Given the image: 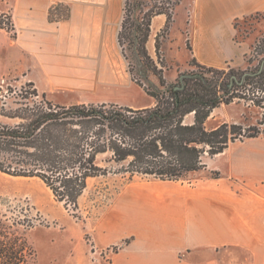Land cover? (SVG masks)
Segmentation results:
<instances>
[{
    "label": "crops",
    "instance_id": "0c3cea01",
    "mask_svg": "<svg viewBox=\"0 0 264 264\" xmlns=\"http://www.w3.org/2000/svg\"><path fill=\"white\" fill-rule=\"evenodd\" d=\"M126 2L0 0L13 32L8 70L59 104L154 105L120 42ZM150 8L145 5L144 13ZM171 11L162 60L156 38L166 13L152 17L146 44L167 82L190 71L193 58L220 69L247 66L252 42L238 37L236 22L264 15V0H179ZM182 51L187 60L177 67ZM232 105L215 108L207 127L242 123L245 109L234 114L227 109ZM204 160L206 166L194 171L198 176L182 187L175 185L179 180L168 181L177 191L150 202L152 214L110 228L107 243L122 241L110 264H264V132L232 141Z\"/></svg>",
    "mask_w": 264,
    "mask_h": 264
},
{
    "label": "trees",
    "instance_id": "16d2710c",
    "mask_svg": "<svg viewBox=\"0 0 264 264\" xmlns=\"http://www.w3.org/2000/svg\"><path fill=\"white\" fill-rule=\"evenodd\" d=\"M131 2L127 0L125 12L138 8ZM157 13L168 16L156 38L162 60L161 37L169 31L171 8L154 5L143 16L135 15L129 25V18H124L120 32L124 49L127 25L126 37L135 47L144 79L149 81L148 71L159 78V84L147 85L136 78L155 104L145 108L116 103L64 105L48 99L33 83L8 85L0 90V172L40 178L57 200L77 211L91 178L114 171L181 180L204 168L205 157L223 152L230 142L264 132V57L256 69L241 71L207 66L193 58L190 63L199 69L183 72L188 76L183 87L176 88L180 80L167 82L147 50L151 20ZM258 53L263 54L264 48ZM235 100L251 101L262 109L257 125L225 122L208 128L214 109ZM20 224L32 226L0 211V264H32L35 251Z\"/></svg>",
    "mask_w": 264,
    "mask_h": 264
},
{
    "label": "rangeland",
    "instance_id": "374dc122",
    "mask_svg": "<svg viewBox=\"0 0 264 264\" xmlns=\"http://www.w3.org/2000/svg\"><path fill=\"white\" fill-rule=\"evenodd\" d=\"M178 1L132 0V4L138 3L139 6L135 12L131 11V8L126 11L124 18H129L127 22L129 25L135 15L144 14L145 5L172 9ZM0 23L4 26H0L1 90L6 89L8 85L18 87L28 82L20 81V76H17L16 72L8 70L15 52L11 45L10 48L7 46L11 42L10 35H13L11 29L7 28L11 25L10 16L0 13ZM236 28L238 37L249 38L253 49L247 58V66L235 69L239 71L256 69L264 57V53H258L264 48V15L246 17L236 22ZM128 31L126 25L124 49L130 69L135 78L147 85L149 81L142 75L143 66L135 56V47L129 44L126 37ZM185 53L182 51L177 56L180 62V65L176 63L177 67L184 66L187 60ZM188 56L190 57V54ZM197 69L199 67L192 65L190 71ZM171 74L169 71L168 75ZM148 75L150 81L160 83L158 76L152 71H148ZM179 80L180 76L173 83H179ZM232 103L233 105L227 108L229 112L240 114L244 109L246 111L240 124L245 127L257 125L262 117L260 107L245 100H235ZM197 176L196 172H190L175 185L182 187L184 182ZM168 181L170 180L112 171L89 180L87 189L79 199V208L74 211L57 200L52 190L40 178L10 176L0 172V211L17 216L23 223L32 224L27 228L20 224V231H24L25 228L27 240L35 251L32 264H110L115 251L122 243V241L107 243L106 237L110 228L121 223L124 218H139L141 215L152 214L153 207L149 205L150 202L159 203L162 193L177 191V188L168 186L170 185Z\"/></svg>",
    "mask_w": 264,
    "mask_h": 264
},
{
    "label": "water",
    "instance_id": "95a60500",
    "mask_svg": "<svg viewBox=\"0 0 264 264\" xmlns=\"http://www.w3.org/2000/svg\"><path fill=\"white\" fill-rule=\"evenodd\" d=\"M263 65H264V61H263ZM245 75H246V74H245ZM245 75H244V76H245ZM186 76H188L187 73H183V74L180 76L181 83L178 84V85L176 86V88H182V87H183V85H184V78H185ZM242 81H243V80H242ZM242 81H241V82H242Z\"/></svg>",
    "mask_w": 264,
    "mask_h": 264
},
{
    "label": "built area",
    "instance_id": "2783aa9c",
    "mask_svg": "<svg viewBox=\"0 0 264 264\" xmlns=\"http://www.w3.org/2000/svg\"><path fill=\"white\" fill-rule=\"evenodd\" d=\"M5 16H7V15L5 14Z\"/></svg>",
    "mask_w": 264,
    "mask_h": 264
}]
</instances>
